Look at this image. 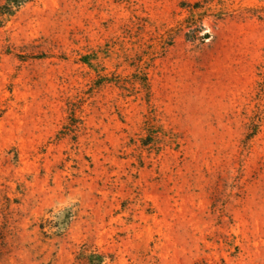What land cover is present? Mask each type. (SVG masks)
Wrapping results in <instances>:
<instances>
[{"label":"rangeland","instance_id":"rangeland-1","mask_svg":"<svg viewBox=\"0 0 264 264\" xmlns=\"http://www.w3.org/2000/svg\"><path fill=\"white\" fill-rule=\"evenodd\" d=\"M0 226V264H264V0L1 16Z\"/></svg>","mask_w":264,"mask_h":264},{"label":"trees","instance_id":"trees-1","mask_svg":"<svg viewBox=\"0 0 264 264\" xmlns=\"http://www.w3.org/2000/svg\"><path fill=\"white\" fill-rule=\"evenodd\" d=\"M29 0H6L5 4L0 7V17L1 16H11L16 9H19L24 3ZM3 241L2 226H0V245ZM91 262L94 264H99L102 262V257L95 255V258L91 257Z\"/></svg>","mask_w":264,"mask_h":264}]
</instances>
